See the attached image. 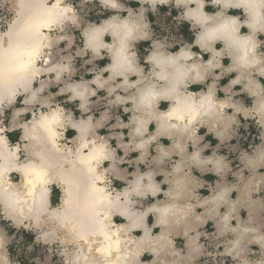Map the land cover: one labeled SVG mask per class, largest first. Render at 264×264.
<instances>
[{
  "label": "clouds",
  "instance_id": "9594fccd",
  "mask_svg": "<svg viewBox=\"0 0 264 264\" xmlns=\"http://www.w3.org/2000/svg\"><path fill=\"white\" fill-rule=\"evenodd\" d=\"M96 2L101 9L114 11V14L84 29L69 15H75V8L65 0L22 2L15 26L6 27L0 33V215L13 227L28 228L25 221L30 219L46 223L40 219V213L50 199L52 185L61 192L60 214L74 222L82 235H97L114 226L118 213L127 215L118 203L120 193L108 175L113 151L110 141L99 134L110 120L112 108L129 114L127 122L117 116V123L111 127L128 129L129 143L138 140L132 147L142 150L141 161L150 141L170 138L176 130L184 142H176L174 147L185 153L190 143L194 151L188 155V162L198 170L211 164L209 171L215 174L228 169L226 158L215 152L213 156L202 158L201 153L209 145L203 148L197 145L209 134L220 143L231 141L228 130L237 124V114L245 119L259 117L258 122L264 124V85L261 84L264 79V0H174V6H183L182 16L190 30L198 29L194 32L195 38L175 52L166 51L164 45L153 42V50L146 49L148 54L142 58L143 63L134 47L149 38L150 21L145 15L149 9L143 5H149L155 13L157 5L168 6L172 0H136L140 5L137 10L120 0ZM206 5L216 10L205 11ZM230 10H239L241 14H229ZM45 22L50 23L45 26ZM68 23L80 30L82 47L77 56L90 53L85 65L93 60L108 61L103 67L87 70L91 79L69 82V78L75 77V70L65 61L51 59L53 46L65 41L71 46L73 42L67 35H54L63 32ZM105 36L110 37V41L106 42ZM193 48L199 51H192ZM204 55H208L207 60ZM224 60L228 61L227 65ZM104 72L108 73L106 77L102 75ZM231 74L234 76L221 86L220 81ZM195 85L203 87L191 90ZM235 86H240L239 92ZM53 87L57 89L55 93L51 92ZM100 91L106 93L107 107L94 121L89 113L93 98L98 97ZM218 93H223V98ZM240 93L252 98L250 108L242 110L238 106L242 103L236 98ZM59 96L66 97L64 103L78 102L81 115L77 117L71 109L52 102ZM162 102L167 104L165 110L160 108ZM170 113H175L171 119ZM150 124L156 125L152 133H149ZM201 128H206L204 135L198 134ZM69 130L75 131L71 139L66 137ZM15 131L20 135L17 142H12L9 134ZM120 137L123 138V134ZM105 162L109 167H105ZM246 167L259 172L264 167V153L249 157ZM176 170H180L179 165ZM13 174L19 177L15 182ZM148 179L151 183V174ZM183 185V179L178 181V187ZM29 186L30 198L26 196ZM157 191L152 187L142 191L137 181L131 194L146 197L150 192L155 196ZM123 195L126 204L130 192L125 191ZM229 195V190L224 189L205 201L213 205V212L219 217V235L232 237L227 241L230 246L222 247L221 253L238 259L244 253L242 244L249 249L255 245L264 257V233L256 227L245 226L235 204L219 214V207L229 204ZM147 211L152 212L153 208ZM162 211L174 215L179 209L170 205ZM193 211L189 207L184 214ZM143 216L141 214V219ZM196 219L201 225L207 223L200 216ZM233 219L235 224L231 223ZM4 231L0 228V264H11L7 250L9 239ZM193 231L196 234L189 237L188 243L193 253L199 255L206 251V246L200 242L201 233ZM158 242L157 239L153 243ZM252 254L255 255L254 250ZM140 255V250L134 251L133 259ZM242 264H264V259H243Z\"/></svg>",
  "mask_w": 264,
  "mask_h": 264
},
{
  "label": "crops",
  "instance_id": "0c3cea01",
  "mask_svg": "<svg viewBox=\"0 0 264 264\" xmlns=\"http://www.w3.org/2000/svg\"><path fill=\"white\" fill-rule=\"evenodd\" d=\"M67 2L75 8V12L77 14L76 23L80 25L81 29H84L90 23H98L101 19H106L110 15L114 14V11L101 9L96 0H93L92 3H89L88 0H67ZM120 2L132 7L134 10H137L140 7V5L136 3V0H120ZM86 6L93 9L97 8L98 10H103L104 15L91 20L89 19L91 17H87L86 14H81V9H84ZM143 7L149 9L145 15L150 21V31L148 40L137 42L134 45L138 55L141 57V63H143L142 58L148 54L146 49L148 51L153 50V42L162 44L164 45V50H171L173 52L177 51L180 47H183L184 44L192 43L195 38L194 32L198 29L190 30L189 23L185 21L182 16L184 11L183 6H174V0H172L168 6L157 5V11L155 13L150 10L149 5L145 4ZM189 7H194V5H189ZM215 10L216 9H213L208 5L205 7V11L208 12H214ZM229 14L237 15L241 13L239 10H230ZM172 21H179V23H181L178 34L172 39L163 38L162 34L158 35L159 27ZM242 31L247 30L242 29ZM57 33L58 35H67L71 37L73 41L71 46H68L67 41H65L58 46H53L51 51V59L54 62L65 61L75 70L76 75L74 78H69V82H71L72 79H91V76L87 75V70L89 68L97 66L103 67L108 63L107 59H101L93 60L90 64L85 65L84 61L89 59L90 53L85 54L82 57L77 56V53L81 50L82 44L80 30L76 28L75 24L68 23L64 32L61 34H59V32ZM110 39L111 38L108 36L104 37L106 42L110 41ZM217 47H219V45H217ZM192 51H199V49L193 48ZM204 59L207 60L208 55H204ZM224 64L227 65L228 61L224 60ZM145 68H147V65H145ZM102 75L106 77L108 73L104 72ZM232 76H234V74L222 79L220 81V85L222 86L227 83V79L232 78ZM135 78L136 77L133 76L131 79L134 80ZM261 84L264 85V79L261 80ZM201 87L203 86L195 85L191 90H198ZM239 89L240 86H235V90L237 92H239ZM56 91L57 89L55 87L51 88V92L55 93ZM223 95V93H218L220 98H223ZM236 98L242 102L238 105L242 108V110L251 107L252 98L246 93H240V95ZM65 100V96H59L55 97L52 102L61 103L66 109H71L74 114L79 117L81 113L77 107L78 102L64 103ZM17 106H19V102H17ZM106 107V93L104 91H100L98 93V97L93 98V104L89 113L94 116V121L99 119ZM160 108L161 110H165L167 108V104L162 102ZM231 111L232 110L230 109L229 112ZM109 116L110 120L106 122L103 129L99 130V134L105 135L110 141V146L113 150L111 167L108 175L110 179L113 180V187L120 193L118 197L119 202H125V197L123 195L125 189L130 192V195L127 198V205L130 210H135L145 215L144 227L150 231L151 235L159 233L160 228L158 225L154 224V212H148L147 209L149 207H153L156 202L167 200V191L170 185L169 181L173 178L171 172L175 170L179 174V181L183 179L185 180L184 185L188 184L187 192L184 191L183 187L181 188L182 190L179 198L180 206L178 207L179 211L176 213V217H178L176 220L177 222H175L176 231H172L166 237L168 238V242H172L171 248L175 251L174 256H176V259L179 260L178 264H195L196 260L203 255V251L199 255L193 253L192 248L188 243V238L196 234L193 229L201 233L200 242L202 241V236L207 233L205 229H210L213 237L220 238L222 240L219 241V248L221 251L222 247L228 246L227 241L232 239V237L230 235L223 237L219 235V228L221 227L219 225V217L214 214L213 205L205 203L206 200H211L213 196L224 189L229 190V204L219 207V214L222 215L232 204H235L237 213L245 226L256 227L261 233H264V200L260 196V193L262 192L261 189L264 190V167L260 168L259 172H255L251 168L246 167V163L248 161H246V157L244 156V153H246L245 144L241 141V139L248 133L252 134L255 138L253 141V149L250 151L251 153H246L248 158L254 156L256 152H259L260 155L261 153H264V124H260L258 122L259 117H249L245 119L242 115L237 114V124L232 125L228 130V135L232 137L231 141L220 143L213 135L209 134L206 136L205 140L201 141L197 145L198 148H203L205 144L209 145V147L205 148L201 153L202 158L213 156L214 152L217 156H224L226 158L225 163L229 165L228 169L222 171L220 174H215L209 171V169L212 168L211 164L204 165L202 170H198L188 162V155L194 151L190 143L185 153H180L179 150L174 147V143L184 142L183 137H180L177 131H173L170 138L159 137L156 141H150L147 154L144 156L143 161H141L139 157L141 156L142 150L133 149L132 144L137 141L129 143V137L127 135L128 129L111 127L117 123V116H119L122 121L127 122L129 114L123 113L122 109L112 108L109 111ZM21 119H27V117H22ZM217 130H219V126ZM154 131L155 129L153 124H150L149 133ZM205 132L206 128H201L198 134L204 135ZM120 134H123V138L120 137ZM19 135L20 132L15 131L9 134V138L12 142H17ZM74 135V130H69L66 133V137L68 139H71ZM125 144H128V147H124ZM65 145L68 146L67 141H65ZM164 153H168V155H164ZM178 165L180 168L179 171L176 170ZM105 167H109L108 162H105ZM149 174L152 176L151 183L148 179ZM253 174L257 175V177L248 185L247 188H245V182L247 179H251ZM13 177L15 176L13 175ZM137 181H139L142 191H148L150 187L157 188V195L152 196L150 192L146 195V197H139L131 194V189L133 188L132 186ZM149 184H151L150 187L148 186ZM242 188L245 189L240 191ZM55 189H57L61 195L60 190L53 186V192L51 191L49 199L50 206H54L53 202L58 199L57 196H55L57 195V191H55ZM249 202H253L254 205H250ZM55 206H57V204ZM189 207H192L194 211L191 214L185 215L184 210ZM0 216L2 217L0 219V228L4 229L1 222L8 220H6L2 215ZM196 216H200L202 220L207 221L206 225H201L196 219ZM114 222L120 224L126 223V220L118 213L114 218ZM231 223L235 224L236 220L233 219ZM29 227L33 229L32 231L34 232L35 237H41L44 229L43 227ZM185 232H187V236H185ZM129 233L136 237L141 236L142 229L132 228L129 230ZM4 235L9 239V233H7L6 230L4 231ZM40 240L43 241V244L45 243L44 245L46 246L48 245L53 247L54 244L58 245L57 247L60 250L61 256H59V264H68L63 256L62 250L73 248L74 246L72 243L62 244L59 239ZM241 246L244 247L242 258L233 259L237 260L240 264L243 259H247L249 261L264 259V257H261L259 250L255 245H252L251 249L247 248L244 244ZM253 250L255 251V255L252 254ZM140 262L143 264L152 263V258L147 250L142 253ZM11 264L16 263L11 261ZM154 264L163 263L158 261Z\"/></svg>",
  "mask_w": 264,
  "mask_h": 264
},
{
  "label": "bare ground",
  "instance_id": "6f19581e",
  "mask_svg": "<svg viewBox=\"0 0 264 264\" xmlns=\"http://www.w3.org/2000/svg\"><path fill=\"white\" fill-rule=\"evenodd\" d=\"M22 2L28 3L29 0H10L11 7L14 11V16L12 18V21L8 24L7 28L11 29L15 26L16 18L21 12ZM65 3L70 4L67 2V0H65ZM69 15L76 20V12L74 16H72V14ZM49 23L50 22H45V26H48ZM67 25L68 24L64 26V30L66 29ZM61 33L62 32H59V34ZM54 35H58V33ZM173 116H175V113H170L169 119H171ZM153 126L155 129L156 125L153 124ZM255 154L251 157L256 158L260 156L259 152H256ZM244 156L246 157V161H248V155L244 153ZM171 174L173 178L169 181L170 185L167 191V200L162 202H156L152 207L154 212V224L158 225L160 228V232L155 235H151L150 231H148L147 228L144 227L145 215L143 216V219H141L142 213L137 212L135 210H130L127 203L125 204V202H119V200V205L123 206L122 211L127 213V215H123V218L126 220V223L118 224L113 221V227L107 228L103 232H98L97 235L91 237L82 235L81 230L75 226L74 222H69L64 218L62 214H60V199L59 204L57 206H50L49 201L47 205L44 206V210L40 213V219L46 220L45 224H39L37 221L31 219L25 221V223L29 224V226L43 227V233L41 234L43 240L59 239L62 244L72 243V245L74 246L73 248L68 250H62L63 256L65 257V260L68 262V264L69 262H71V264H143L140 262V257L142 256V253L146 250L149 252L152 258L151 264H154L158 261L162 262L163 264H178L179 260L176 259V256H174L175 251L171 248V244L167 240L168 238H166L167 235L170 234L172 231H176L175 222H177L176 220L178 219V217H176L177 212L172 215L165 214L162 211L165 207H168L170 205H175L177 209L180 206L179 198L182 189L181 187H178L179 174L175 170H173ZM13 175L15 176L16 180L19 179V177H17L15 174ZM256 177L257 175L253 174V177L251 179H247V181L245 182V188H247L248 185ZM25 183H27V181H25ZM53 186L55 185H52L51 187ZM135 186L136 183H134L132 187ZM148 186L150 187L151 184H149ZM187 187L188 184L183 185V189L186 192ZM245 188H242L240 191ZM21 191L24 190L22 189ZM31 191V186H29L28 191L26 192V196H28L29 198ZM125 191L127 190L125 189ZM249 204L254 205L253 202H249ZM161 220L165 222L160 223ZM132 225H136L135 228L142 229L141 236L136 237L129 233V230L133 228ZM157 239L159 242L153 243ZM136 250H140L141 255L134 260L133 253ZM219 253L220 255H223L220 249ZM204 255L205 251H203V256Z\"/></svg>",
  "mask_w": 264,
  "mask_h": 264
},
{
  "label": "rangeland",
  "instance_id": "374dc122",
  "mask_svg": "<svg viewBox=\"0 0 264 264\" xmlns=\"http://www.w3.org/2000/svg\"><path fill=\"white\" fill-rule=\"evenodd\" d=\"M81 14L83 15L86 14V16L91 17L89 19L92 20L94 18H97L98 16H103L104 12L103 10H98L97 8L93 9L91 7L89 8L86 6L84 9L83 8L81 9ZM13 16H14V11L11 7L10 0H0V32L4 31V29L8 26V24L12 21ZM5 123L8 124L7 116L5 118ZM251 143H252L251 136L246 137V142L244 143L245 149L247 145ZM245 152L251 153L248 149H246ZM13 179L14 181H16L15 177H13ZM261 190H262L261 192L262 194H260V196L264 200V190L263 189ZM55 191H57V189H55ZM56 194L57 195L55 196H57L58 199L53 202L54 206L56 204L58 205L59 197H60L59 191H57ZM1 218L2 217L0 216V219ZM1 225L6 230V232L9 233V244L7 245V250L9 253L10 261L16 264H55V263L59 264V260L61 256H60V250L57 247L58 245L54 244L53 247L44 245L45 243L43 244V241L40 240L42 242L41 243L40 241H38V239H36L34 232L32 231L33 229L31 227L28 228H25L23 226L19 228L12 227V224L9 221H3L1 222ZM213 238L216 239V241L218 242L221 240L220 238H216V237ZM198 260H196L195 264L197 263ZM234 261L240 264L237 260Z\"/></svg>",
  "mask_w": 264,
  "mask_h": 264
},
{
  "label": "built area",
  "instance_id": "2783aa9c",
  "mask_svg": "<svg viewBox=\"0 0 264 264\" xmlns=\"http://www.w3.org/2000/svg\"><path fill=\"white\" fill-rule=\"evenodd\" d=\"M101 13V11H100ZM178 29H179V21H172L169 22L167 24V28H163L161 27L160 29V33L158 35H163V38H168V39H172L174 36H176L178 34ZM251 136L252 138V143L247 145L246 149H248L249 151H252L253 146H254V136L250 135L249 133L246 134L245 137H243L241 139V141H243L244 143L246 142V137ZM245 149V150H246ZM207 231V233L209 234H205L202 236V241L201 243H203L206 246V251H205V255L202 256L196 264H238L236 263L232 258L225 256V255H220L219 253V246L220 243L218 241H216V239H214L211 235V230L210 229H205ZM211 252L212 255H208L207 253ZM207 254V255H206Z\"/></svg>",
  "mask_w": 264,
  "mask_h": 264
},
{
  "label": "flooded vegetation",
  "instance_id": "af4514ba",
  "mask_svg": "<svg viewBox=\"0 0 264 264\" xmlns=\"http://www.w3.org/2000/svg\"><path fill=\"white\" fill-rule=\"evenodd\" d=\"M167 24L168 23L164 24L163 26H160L159 29H158V32L160 33L161 27H163L164 29L167 28ZM179 27H181V23H179ZM178 31H179V29H178Z\"/></svg>",
  "mask_w": 264,
  "mask_h": 264
}]
</instances>
